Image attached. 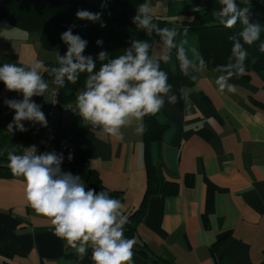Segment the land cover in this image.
<instances>
[{"label": "crops", "instance_id": "crops-1", "mask_svg": "<svg viewBox=\"0 0 264 264\" xmlns=\"http://www.w3.org/2000/svg\"><path fill=\"white\" fill-rule=\"evenodd\" d=\"M143 5V14L167 19L201 7L199 0H144ZM132 11L134 19L137 10ZM58 53V46L42 45L39 32L0 20V66L35 68L42 77ZM152 56L165 59L187 81L159 94L163 106L157 120L166 126L159 140L149 141L148 159L143 133L135 130L140 123L136 117H126V124L110 136L80 116L93 133V156L76 163L77 172L53 150L60 172L80 176L85 191L93 188L85 177L95 172L100 191L120 201L115 215L128 217L145 203L134 232L128 236L123 226L124 236L135 240L132 264H264V72L241 74L203 65L198 35L188 30L177 32L173 48L155 42ZM44 82V95L34 94L29 102L47 120L57 84ZM84 90L85 85L75 98ZM23 99L22 92L9 91L0 82V166L6 174H0V264H93V242L77 240L74 247L54 235L51 218L36 213L26 200L24 177L14 176L8 167V153L22 155L21 148L35 142L44 126L22 120L26 131L17 128L15 109L6 102ZM148 162L155 191L145 197Z\"/></svg>", "mask_w": 264, "mask_h": 264}, {"label": "clouds", "instance_id": "clouds-1", "mask_svg": "<svg viewBox=\"0 0 264 264\" xmlns=\"http://www.w3.org/2000/svg\"><path fill=\"white\" fill-rule=\"evenodd\" d=\"M221 3L226 7L218 15L228 16L222 23L231 26L237 19V6L234 0H221ZM143 13L144 5H139L134 21L147 26L150 20L142 18ZM230 13L233 15L229 16ZM76 16L81 20H100L99 13L87 10H78ZM161 31L167 32V43L170 47L173 46L171 37L175 35L174 31ZM241 35L246 43L251 44L259 38V28L249 26ZM61 40L68 45V49L65 56H58L62 66L53 70L57 72L54 83L62 88L65 75L69 82L75 84L78 72L86 71L90 74L85 82V90L75 98L76 108L84 122L94 129L99 128L105 134L115 136L118 129L126 124L125 118L134 116L140 121L135 130L142 134L143 117L160 112L163 100L158 94H166L171 88L167 83V73L161 71L159 64L149 58L148 44L135 41L124 55L102 64L93 74L95 62L90 56L81 55L87 42L80 36L73 35L71 27L62 34ZM261 51H264V44L261 45ZM106 57V52L99 53L101 61ZM244 58L246 52L241 51L238 57L241 64ZM36 67H39V63ZM244 71L241 67V74ZM0 82L9 91L23 93L22 102H6L15 109L13 122L19 130L26 131L20 123L22 120L40 122L46 126L45 116L39 106L29 102L34 94L43 96L48 89V84L35 68L26 70L16 64H3L0 66ZM231 90L234 92L235 88ZM171 101L174 103L175 97ZM12 127V124L8 125L9 131ZM119 139H123L122 133ZM8 160L12 174L25 179V196L29 205L36 213L51 218V223L55 226L54 235L72 242L74 247L77 240H91L94 244L91 253L93 264H132L135 240L124 236L123 226L128 222L127 216L122 215L120 222L116 223L114 213L120 204L118 199L93 188L85 191V184L80 176L60 172V160L54 154L36 156L30 148L23 155L9 152ZM84 251V244L81 243L78 252Z\"/></svg>", "mask_w": 264, "mask_h": 264}, {"label": "trees", "instance_id": "trees-1", "mask_svg": "<svg viewBox=\"0 0 264 264\" xmlns=\"http://www.w3.org/2000/svg\"><path fill=\"white\" fill-rule=\"evenodd\" d=\"M143 2L144 0H99L97 3L89 0H0V20H5L25 31L39 32L41 43L45 48L51 49L55 45L58 46L59 57L65 56L68 49V45L61 40V36L71 27L73 35H78L87 42L81 55L90 56L95 62L93 73L98 71L102 64L124 55L126 50L132 48L135 41H140L148 44L149 58L159 64L161 71L167 73V83L171 87L181 86L187 81V77L173 73L165 59L152 56V47L155 42L158 41L170 47L167 43L169 36L167 32L161 31L163 29L175 33L171 37L172 48L179 30L195 32L200 42L202 63L209 68L240 72V68L243 67L245 73L264 72V51H261V45L264 44V0H255L248 4L234 0L237 6L235 13L237 19L231 26H225L222 23L223 20L229 18L228 16L218 15L226 7L221 3V0H199L200 10L181 14V18L167 19L143 14L142 18L149 19L150 23L147 26H142L138 21L131 19L130 13L132 10H137L139 5H143ZM78 10L99 13L100 20L78 19L76 16ZM231 15L233 14L230 13L229 16ZM252 25L258 26L259 38L249 44L244 41L241 34ZM97 41H101V43L98 44ZM132 51L135 55V50ZM241 51L246 52V58L242 64L238 59ZM100 52L107 53V57L103 61L99 59ZM58 56L54 62L46 65L45 72L41 77L43 81L55 80L57 72L53 70L62 66ZM75 62L74 59L73 63ZM89 75L86 71L78 72L75 84L69 82L65 75L64 87L56 86L59 103L75 107V93L85 85ZM72 117V122L69 125L65 121L58 128V130L62 128L63 131L58 139L53 137V146L49 149V154L53 150H58L67 158L66 164L77 172H81L77 169L76 163L93 156L94 151L91 144L93 133L83 123L75 108ZM143 125L144 153L148 159L149 141L159 140L166 125L157 120V114L143 117ZM146 167L148 184L145 197L155 191V186L151 184L153 167L150 162ZM84 170L89 171L88 168ZM90 172L92 173V170ZM0 174H3L2 166H0ZM90 176H95L93 181L90 180ZM90 176L88 175L85 179L96 191H100L98 175L94 172ZM144 212L145 203L128 216V222L125 224V233L128 236L134 232L135 225ZM122 215L125 216L122 213L117 214V220H120ZM127 235L126 238H128Z\"/></svg>", "mask_w": 264, "mask_h": 264}, {"label": "built area", "instance_id": "built-area-1", "mask_svg": "<svg viewBox=\"0 0 264 264\" xmlns=\"http://www.w3.org/2000/svg\"><path fill=\"white\" fill-rule=\"evenodd\" d=\"M74 107L70 104H60L58 101L57 88L51 91V97L49 101V110L46 120V126L44 125L32 144H27L21 148V154L23 155L28 149H33L36 156H41L49 153V149L53 146V137L58 128L73 115Z\"/></svg>", "mask_w": 264, "mask_h": 264}, {"label": "rangeland", "instance_id": "rangeland-1", "mask_svg": "<svg viewBox=\"0 0 264 264\" xmlns=\"http://www.w3.org/2000/svg\"><path fill=\"white\" fill-rule=\"evenodd\" d=\"M91 2L97 3L99 0H89ZM133 12V11H132ZM132 12L130 13V16L132 17ZM134 20V19H133Z\"/></svg>", "mask_w": 264, "mask_h": 264}]
</instances>
